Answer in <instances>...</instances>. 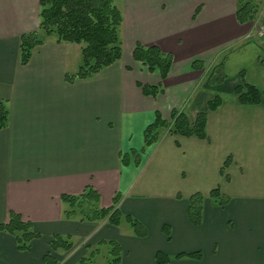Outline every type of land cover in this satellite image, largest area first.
<instances>
[{"label": "crops", "instance_id": "crops-1", "mask_svg": "<svg viewBox=\"0 0 264 264\" xmlns=\"http://www.w3.org/2000/svg\"><path fill=\"white\" fill-rule=\"evenodd\" d=\"M258 1L256 18L240 24L238 0H120L122 58L69 82L66 75L77 72L70 56L80 46L48 37L22 65L21 37L38 30L40 0H0V102L9 110L0 129V224L16 212L39 234L19 249L14 235L0 232V264H46L56 235L74 244L52 252L58 264H78L92 252L95 259L94 251L104 256L112 240L122 264H158V252L172 258L168 264H264V103L243 105L235 92L242 74L264 91V39L257 37L264 0ZM137 43L173 55L165 79L133 58ZM194 61L204 67L194 69ZM219 64L227 79L212 85ZM145 85L163 92L145 95ZM215 97L222 104L210 111ZM173 110L191 121L207 111L208 138L165 130L145 148V129L158 112L169 121ZM88 186L98 191L101 208L120 194L117 208L147 234L138 236L124 217L118 226L67 218L62 195ZM217 187L230 198L225 206L208 196ZM196 193L206 195L200 225L188 215ZM196 251L200 259L176 258Z\"/></svg>", "mask_w": 264, "mask_h": 264}, {"label": "trees", "instance_id": "trees-1", "mask_svg": "<svg viewBox=\"0 0 264 264\" xmlns=\"http://www.w3.org/2000/svg\"><path fill=\"white\" fill-rule=\"evenodd\" d=\"M120 0H40V22L38 30L26 33L21 37V64L26 65L30 61L35 47L42 45L46 38L55 36L58 43H74L81 45L82 62L76 73L67 74L66 79L74 82L76 79L90 78L104 68L120 60L123 55V42L120 29L123 23V14L119 6ZM259 9L258 0H238L236 18L240 24L253 21ZM199 12V9L197 13ZM133 58L142 62L151 73L160 74L165 79L172 67L173 55L162 51L159 46H144L137 43L133 51ZM204 63L194 61V69H202ZM227 75L223 64L214 67L209 82L219 85L226 81ZM145 95L156 97L163 92L160 86L142 87ZM239 101L243 105H260L264 103V91L257 86L248 83L243 74L242 82L235 88ZM222 104L220 97H215L208 103L210 111L216 110ZM9 110L5 103L0 102V129L8 124ZM208 112H199L194 121L182 111L173 110L168 121L158 112L155 121L144 131V147L147 148L161 138L163 131L172 135L184 137H197L207 139ZM134 156L139 153L132 151ZM125 164H129V157L123 158ZM137 162H139L137 160ZM214 203L225 206L230 198L224 195L220 188L213 189L208 195ZM62 201L69 205L65 211L67 218L80 216L83 221H101L108 219L109 223L118 226L124 217L134 228L138 236L147 234L146 227L131 216H123L117 205L120 194H116L113 205L101 208L100 195L93 187L88 186L79 195L64 194ZM206 195L196 193L189 198L188 215L194 225H200L203 221V208ZM165 232L169 235L168 226ZM0 232H8L15 236L19 249H28L32 239L39 236L35 233L32 223L25 221L19 213L11 212L9 221L0 224ZM109 247L108 256L104 264H122V251L115 241L106 243ZM51 251L45 256L46 264H58L59 260L52 252L60 250L69 251L73 242L68 237L56 235L49 243ZM91 257H84L78 264H97ZM187 256L201 258V252L180 253L176 258ZM171 257L163 252H158L156 261L158 264H168Z\"/></svg>", "mask_w": 264, "mask_h": 264}, {"label": "rangeland", "instance_id": "rangeland-1", "mask_svg": "<svg viewBox=\"0 0 264 264\" xmlns=\"http://www.w3.org/2000/svg\"><path fill=\"white\" fill-rule=\"evenodd\" d=\"M119 3H120V1H119ZM120 5V4H119ZM121 8V7H120ZM121 11H122V8H121ZM122 14H123V11H122ZM123 19H124V15H123ZM124 21V20H123ZM262 21H264V20H262ZM123 24V23H122ZM121 28H122V26H121ZM120 35H121V38H122V40H124V33H123V30L122 29H120ZM258 37V36H257ZM259 38V37H258ZM260 39V38H259ZM80 46V49H81V45H79ZM80 49H78V50H76V54L75 53H72V55L70 56V58H71V61H73V63H75V65H74V69H76V70H78L79 69V66H80V64H81V62H82V55H81V51H80ZM103 248H105V247H103ZM102 248V249H103ZM103 251V250H102ZM94 260L97 262V264H104L105 263V260H106V258H107V253L106 254H104V256H103V253H101V254H99V253H97V251H94ZM91 257V256H90ZM102 260H103V263H101L102 262Z\"/></svg>", "mask_w": 264, "mask_h": 264}, {"label": "built area", "instance_id": "built-area-1", "mask_svg": "<svg viewBox=\"0 0 264 264\" xmlns=\"http://www.w3.org/2000/svg\"><path fill=\"white\" fill-rule=\"evenodd\" d=\"M257 36L260 39L264 38V21L259 22L258 25H257Z\"/></svg>", "mask_w": 264, "mask_h": 264}]
</instances>
